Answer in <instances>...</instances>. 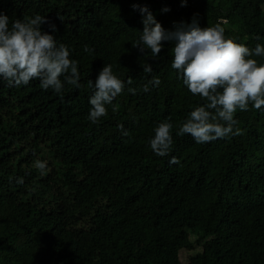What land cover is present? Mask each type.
I'll return each instance as SVG.
<instances>
[{
	"label": "trees",
	"instance_id": "trees-1",
	"mask_svg": "<svg viewBox=\"0 0 264 264\" xmlns=\"http://www.w3.org/2000/svg\"><path fill=\"white\" fill-rule=\"evenodd\" d=\"M134 4L166 31L196 17L226 39L264 45V0H0L9 28L37 14L54 24L49 34L80 77L74 87L62 76L60 94L38 79L9 87L0 78V264H264V108L237 111L238 136H177L204 101L171 68L173 44L155 57L134 48L143 31ZM109 64L125 88L92 124L88 82ZM153 77L160 85L140 91ZM166 120L173 145L159 157L149 142Z\"/></svg>",
	"mask_w": 264,
	"mask_h": 264
},
{
	"label": "clouds",
	"instance_id": "clouds-1",
	"mask_svg": "<svg viewBox=\"0 0 264 264\" xmlns=\"http://www.w3.org/2000/svg\"><path fill=\"white\" fill-rule=\"evenodd\" d=\"M181 6H186V0H182ZM133 9L143 17V31L134 48L142 54L150 50L155 57L161 53L164 42L173 44L171 68L177 71L188 91L204 101L189 113L176 135H190L197 144L240 135L241 130L235 127L237 111H248L250 104L256 110L264 108V64L258 65L256 59L250 58L264 57V45L257 43L249 48L226 39L223 27L201 28L196 17L190 24L181 22L174 26V31H166L147 7L134 4ZM169 11V8L162 9L164 13ZM45 24H48L47 32L42 30ZM56 31L55 25L39 14L23 21L15 20L11 28L9 18L0 15V78L9 87L26 86L38 79L42 89H52L57 94L64 87L62 76L67 84L80 87L78 62L69 58L66 45H58L55 36L49 34ZM84 51L88 52L89 48L85 46ZM141 67L145 73L153 71L148 63ZM88 83L94 88L88 119L96 124L106 116V105L122 93L125 82L113 74L109 64L102 68L94 83L91 80ZM160 83L158 77H153L140 91L148 93L150 85L158 87ZM127 84H132L131 78ZM128 91L136 95L138 89L128 88ZM169 120L155 128L154 138L149 142L152 152L159 157H166L172 150L173 124ZM169 164L179 165L180 161L172 157ZM34 167L43 174L46 162L36 160ZM16 182L24 183L23 179Z\"/></svg>",
	"mask_w": 264,
	"mask_h": 264
}]
</instances>
